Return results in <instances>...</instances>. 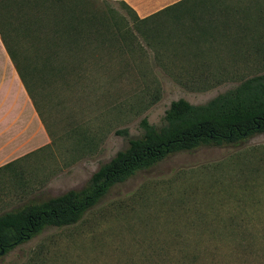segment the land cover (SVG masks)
I'll return each instance as SVG.
<instances>
[{
  "label": "rangeland",
  "instance_id": "rangeland-1",
  "mask_svg": "<svg viewBox=\"0 0 264 264\" xmlns=\"http://www.w3.org/2000/svg\"><path fill=\"white\" fill-rule=\"evenodd\" d=\"M105 1L113 41L73 46L61 71L57 61L43 68L45 56L34 50L39 39L16 31V16L5 21L0 11L19 62L33 67L28 83L50 136L47 146L0 170V214L81 187L140 135L142 118L161 125L172 100L203 103L264 72L255 43L234 26L208 38L182 26L189 17L141 20L179 0ZM212 40L219 49L233 46L235 55L222 50L218 59L227 62L226 74L220 66L210 72L211 55L203 54ZM257 43L264 47V38ZM120 129L128 136L115 133ZM193 246L209 252L208 264H217L211 252H240V264H264V132L170 154L114 185L79 222L47 226L1 253L0 264H177L174 253Z\"/></svg>",
  "mask_w": 264,
  "mask_h": 264
},
{
  "label": "trees",
  "instance_id": "trees-1",
  "mask_svg": "<svg viewBox=\"0 0 264 264\" xmlns=\"http://www.w3.org/2000/svg\"><path fill=\"white\" fill-rule=\"evenodd\" d=\"M245 1L250 2L242 7V0H179L141 20L147 21L163 14L175 19L189 17L191 24L182 26L196 29L203 37L213 38L220 33L226 34L234 26L238 36L242 34L243 41L255 43L252 47L255 48L253 53L257 54L256 57L259 55L263 58L264 47L257 41L264 38V0ZM242 10L246 12L239 14ZM0 11L5 21H8L7 16H16V31L25 29L29 36L39 39L34 50L45 56L43 68H50L51 61H57L54 69H68L62 57L66 52H72L73 46L82 48L92 42L106 46L114 39L105 0H0ZM219 13L222 18L218 16ZM216 17L219 19L216 20ZM3 24L5 22L0 20L3 42L40 116L28 83V74L30 76L33 67L19 62L16 49L6 38ZM187 38L189 40L191 35H187ZM215 44L213 40L210 41L203 55H211L208 60L210 72L220 66L216 71L226 74L228 68L221 65H227V62L218 59H222L226 53L235 55L232 54L234 51H229L233 46L226 45L224 49H219ZM58 48L64 53H59ZM222 50L228 52L223 53ZM217 61L218 65L213 66ZM139 126L140 135L128 138L126 147L102 163L81 187L45 199L32 198L0 214V254L28 241L47 226L63 227L79 222L114 185L126 181L139 170L156 165L170 154L203 145H236L256 133L264 132V72L246 77L203 103H191L184 98L172 100L161 125H154L144 117ZM115 133L128 136L126 129L116 130ZM23 158L6 164L0 170L11 167ZM243 245L247 247L250 244ZM193 247L191 252H175L176 263L208 264L206 258L209 252H201ZM210 254L213 258L217 256V264H240L239 261L243 259L240 252Z\"/></svg>",
  "mask_w": 264,
  "mask_h": 264
},
{
  "label": "crops",
  "instance_id": "crops-1",
  "mask_svg": "<svg viewBox=\"0 0 264 264\" xmlns=\"http://www.w3.org/2000/svg\"><path fill=\"white\" fill-rule=\"evenodd\" d=\"M49 142V133L0 33V169Z\"/></svg>",
  "mask_w": 264,
  "mask_h": 264
}]
</instances>
